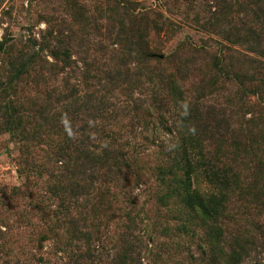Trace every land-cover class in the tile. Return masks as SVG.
Segmentation results:
<instances>
[{
  "label": "trees",
  "instance_id": "trees-1",
  "mask_svg": "<svg viewBox=\"0 0 264 264\" xmlns=\"http://www.w3.org/2000/svg\"><path fill=\"white\" fill-rule=\"evenodd\" d=\"M137 1L116 0L115 9L110 10L109 25L118 22L115 16L120 18L113 39L120 49L109 58L110 66L104 64L103 80L95 76L98 70L91 74L95 66L81 70L75 65L73 72L80 71L81 82L71 86L63 78L61 86L51 85L55 76L66 71L58 61L71 60L66 50H51L55 63L36 50L28 58L20 54L19 60L10 61L33 96L21 100L16 89L11 90L12 97L0 94V127L23 135L29 155L41 159L36 167L59 183L52 191L60 204L70 203L74 211L83 203L96 212L109 210L118 202L123 185L122 203L131 211L139 205L137 190L149 186L153 177L158 184L159 193L154 195L158 205L185 229L197 226L202 231L200 264H247L252 254L264 249V225L254 223L249 233L242 234L228 223V208L248 203L264 210V0H211L215 11L201 27L224 41L223 50L191 49L189 58L182 59L183 80L204 67L210 77L196 86L185 84L186 88L178 76L162 68L175 55L161 59L145 40L151 12H140L139 3L145 0ZM48 37H53L52 32ZM145 82L154 87L152 107L159 111L157 116L148 113L151 124L157 121L167 129L170 103L190 112L183 118L184 131L179 125L176 132H169L174 145L159 147L152 175L140 163L136 148L119 144L110 128L123 111L112 103L110 94L117 89L134 92ZM221 95L224 103L216 98ZM42 144L49 147L38 151ZM61 219L75 229L69 233L71 238L83 235L90 240L78 228L82 216L62 215ZM88 253L84 251L75 264H86ZM110 262L132 264L133 250L125 247Z\"/></svg>",
  "mask_w": 264,
  "mask_h": 264
},
{
  "label": "rangeland",
  "instance_id": "rangeland-1",
  "mask_svg": "<svg viewBox=\"0 0 264 264\" xmlns=\"http://www.w3.org/2000/svg\"><path fill=\"white\" fill-rule=\"evenodd\" d=\"M114 1L2 0L0 94L5 92V96L12 97L11 90L16 89L17 98L21 100L33 96L31 89H26V80L21 81L16 71L13 72L17 67L10 66V61L19 60L20 54L28 58L34 50L53 63L51 50H66L70 54L71 60L58 61L66 71L55 76L51 85L61 86L63 78L71 86L76 81L81 82L80 71L73 72L75 65L81 70L95 66L91 74L98 70L95 76H101L103 80L106 76L104 64H108L109 58L120 49L113 41L121 26L120 18L115 16L118 22L113 25H109L108 20L110 10L115 9ZM139 4L140 12H151L145 40L151 42L152 49L160 54L161 59L175 55L170 65L162 68L178 76L184 88L185 84L187 87L196 86L205 76L204 79L209 78L210 73L205 67L202 72H189L187 81L183 80L186 71L180 73V70L182 59L189 58L193 48L205 47L214 53L223 50L224 41L201 27L216 5L211 0H145ZM248 20L247 24L251 26ZM51 32L53 37L49 38ZM5 41L7 44L1 48ZM111 64L109 61L108 65ZM134 90L124 93L117 89L110 94L112 103L123 110L118 122L111 124L110 128L117 133V142L136 148L141 155L140 163L146 166V170H151L160 157L159 147L174 145L176 141L169 132H176L179 125L184 131L183 118H187L190 112L176 109L170 103L166 115L168 127L162 129L157 121L150 123L149 114L157 116L159 112L152 107L154 87L145 82L143 87ZM222 96L216 98L224 103ZM210 98L213 103L217 102L215 97ZM190 119L194 120V117L190 116ZM22 137L20 133L3 131L0 127V264H75L80 262L84 251H89L84 259L86 264H111L110 261L125 247L133 250L132 264H200L202 231L197 226L185 229L158 205L154 197L159 193L155 178H151L149 186L137 190L139 205L132 207L131 211L124 209L122 203L123 185L118 190V202L116 200L111 209L96 212L83 203L74 211L70 203H59L60 198L52 191L59 183L36 167L41 164V159L29 155ZM48 147L39 145L38 151ZM152 174L153 170L149 172ZM247 204L235 203L228 208V223L231 228L240 229L242 234L249 233L254 223L264 225V210ZM62 215L82 216L78 228L90 240L83 235L71 238L75 229L69 228L70 223L61 221ZM263 260L264 249H258L247 264H261Z\"/></svg>",
  "mask_w": 264,
  "mask_h": 264
}]
</instances>
